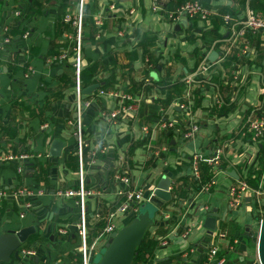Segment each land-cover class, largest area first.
<instances>
[{
    "label": "crops",
    "instance_id": "0c3cea01",
    "mask_svg": "<svg viewBox=\"0 0 264 264\" xmlns=\"http://www.w3.org/2000/svg\"><path fill=\"white\" fill-rule=\"evenodd\" d=\"M180 1L182 0H169L167 3L165 1L162 3L167 8H172ZM206 2L213 6H219V8L221 5L223 7L226 6L230 11L235 10L236 4L243 3L242 0H223V2L206 0ZM111 3H115V10H109L108 5ZM38 5L40 7L39 13ZM77 7V0H0V40L3 39L4 26H8L7 36L11 39L3 47L2 62L0 64V126L6 125L9 121H15L21 126L13 138L7 137L0 130V136L3 137L0 151L23 149L34 151L41 156L40 161L27 165L20 176L16 175L13 166L0 162V182L4 188L8 187L10 190L18 183L24 181L26 185H30L35 190L39 187L46 192L33 201L34 208L29 210L23 218L19 217L21 208L18 207L13 198L8 196L0 200V207L2 204L4 205V212L0 217V234L2 231L11 228L34 227V236L29 235L27 240L21 244V248L35 247L37 250L36 256L38 257V261L35 260V257H32L25 259L21 263L12 261L5 264H79L76 256L78 239L74 228L78 218L75 199L73 197L54 198L52 196V192L56 189H74L77 184L78 169L70 172L65 168V162L72 154L75 155L74 130L73 125L70 124L74 120V89L65 87L59 81L61 75L71 76L74 74L73 55L69 58L60 59V53L58 55L53 54L58 44H69L70 41H74V26L71 21H64V16L68 14L72 19L77 13ZM84 7L91 16L95 31L93 33L92 30V35H94L92 37V35L89 36L87 34L88 28L83 29L85 33L82 39L83 69L91 61L97 60L100 55L112 51L115 53L117 60V64L111 68L114 71L115 79L110 84L109 89L105 91L127 89L136 93L147 78L151 80V84L146 86L147 93L151 95L150 100H144L137 115H132V118L126 115L121 117L117 123L112 124L117 127L116 134L102 127L104 124L108 125V123L101 115L103 112L107 113L114 109L116 100L108 94L102 96H98V94L94 96L85 95L86 100L92 99L91 106L85 109L83 118V129L89 141V146L85 153L86 160L90 161L89 151L93 147H97L99 141L110 146L107 154L101 155L98 152L97 156H95V162L87 166L85 170L86 187L101 191L99 197H91L87 202V219L90 225L89 235L91 243L97 237L96 230L100 227L96 225L93 228L95 220L92 214L98 207L99 202L105 207L113 199L115 188L114 173L119 157L124 155L127 150L129 154L128 165L131 169L137 165L138 158L136 153L141 150L142 154L139 157L142 158L144 167L158 160L162 161L163 168L159 172L156 182L158 183L160 178L166 175L170 179L172 186L170 201L165 202L160 211L162 213L159 220L160 225L152 226L148 230L151 235L156 236L160 240V246L155 249L153 258L148 260L146 264H218L219 261H222L221 264H260L257 254V237L259 224L264 220L262 205L264 196L260 197V204L256 203L255 197H246L245 202H243L247 204L253 203L260 208L259 211H262V213L259 212L256 229H252L248 225L242 228L239 222L232 219L228 221L226 215L224 217L219 215L216 221V230L209 238V243L206 246L213 244L218 247L216 256L210 260L205 257V245L198 244L202 234L200 236L197 234L193 235L189 239L193 229L185 225L184 217L189 215L186 211L195 205L196 198L201 194L197 193V190L192 186V182L197 183L191 176L190 171L189 160L193 153L200 152L205 156H210L212 148L216 144H227L229 140H234L233 143H236V145H242L237 153H226L221 163V165L225 166L221 171L232 181L228 187V197L230 187L238 185V181L244 178V173H248L250 167L256 171L260 168V164L257 162L259 156L254 166L247 165L244 169L246 165H240L244 161V154L242 156L237 154L245 152L246 143L241 138H236V136L239 135L237 134L239 132V119L244 116L245 109L254 105L259 99L258 94L261 86L257 72L264 73V52L257 57L255 63H249V69L253 73L250 75L249 85L241 100L243 106L239 110L234 111L231 109L226 114L218 115L212 100L213 94L210 90L206 93L207 97L197 99L191 116L197 121L200 129L202 126H206L211 119H214V122H216V119H228L225 122L229 126H225L223 130L217 127L215 134L209 138L210 141L207 143L198 142L197 135L199 130L193 139H184L192 145V151L189 154L184 149L176 147L177 141L173 134L176 133L182 137L180 126H175V131L172 130L173 128H160L159 118H168L167 114L170 112L173 118L181 114L177 107L171 106L172 102L175 101L174 99L168 105H163L164 94H162V90L177 85L178 79L185 72L191 71L198 61L205 57L211 41L206 43L204 47L201 39H196V47L201 48L200 52L197 53L194 51L195 47L189 45L191 42L187 39V34L192 35L193 32L198 31V28L203 31L208 29L196 25L188 29V32L181 33L182 30H179V28L178 30L175 29V32H166L146 25V27H141L140 25L145 23L148 15L152 21L155 18L157 23L163 19H160L159 15L157 17L152 11V0H84ZM15 8L21 11L19 17L12 16ZM161 14V17H164V13ZM129 18H132V21L130 25H127ZM95 19H100L102 22L100 28L102 36L100 38H96L99 28L95 25ZM163 20L165 21V19ZM122 22L124 23V28L121 27ZM62 23L65 24L64 27L61 26ZM23 28L27 29L25 30L28 33L27 38L22 37L25 32L23 34L17 32L15 35H9L10 31L15 29L22 30ZM117 30H123L125 33L124 37L118 36ZM221 30L223 31V28L219 29V31ZM179 33L181 34L179 35ZM143 34L154 38L153 44L149 45L151 55H153L152 60L148 54H145L142 58L140 42ZM170 34L174 37L179 35L177 40L184 45L183 49L179 50L173 47L172 51L168 50L166 51L167 53L165 52L168 42L167 36ZM197 34L200 35L199 32L195 33L196 36ZM162 36L167 38L163 42L161 40ZM160 48L163 49L161 50L162 52L159 51ZM135 49L139 58L129 61L131 51ZM180 51L188 52L185 55H181L179 54ZM169 54H174L173 60L176 61L174 62L176 66L172 67L171 64H168L170 62ZM145 58L149 60L151 66H146ZM154 59L158 61L157 64L154 63L156 62ZM176 68L177 70H175ZM107 74V72L100 73L98 79L106 78ZM252 88L257 92L256 94L252 93L251 96L249 94L253 92ZM46 100H48L47 103H45ZM259 101L264 104V95ZM109 102L112 103L111 106H109ZM44 103L46 104L44 113L33 119L28 117L29 115L25 108L21 109L22 105L23 107L32 105L35 108V106L44 105ZM12 105L17 106L14 109ZM153 106L155 108H152ZM163 111L165 112L164 115H162ZM162 119L161 121H163ZM231 120L233 122H230ZM141 125L148 126V134L145 136L141 132ZM142 135L143 137L140 138ZM126 137L127 139L125 140ZM53 139L66 141V146L63 148L57 164L51 163L49 165L51 160L46 156H48V150ZM132 145H135V148L130 152ZM156 151H158V155H154ZM172 152H174L175 156L173 164L166 160ZM46 163H48V166L45 178L39 177L36 179V174L39 173L40 168L45 166ZM182 163H187L188 167L174 174L170 167L176 168ZM125 166L126 164H122L121 168ZM232 169L236 171L238 179L226 174V171ZM68 175H70L69 178H67ZM181 176L187 177V186H184L182 181L179 180ZM133 179L136 185L139 186L138 180L134 176ZM157 183L149 186L153 188ZM260 187H264V180L260 183ZM181 189L187 191V196L185 198H176L177 192L179 193ZM213 190L214 188L212 187L209 193L212 194ZM212 199L215 200L216 198ZM176 209L182 211L181 217L176 212ZM204 209L210 210L211 207L206 204L201 207V211ZM217 209L220 213L218 207ZM124 223L127 224L125 221ZM126 224H123V226ZM62 227L69 231L67 235L59 234L58 229ZM188 228L190 229L189 232H187ZM186 232V236H183ZM219 234H223V236ZM172 235L175 240H171L170 237ZM31 237L34 239H31ZM98 240L106 243L100 238ZM163 241H167V244H162Z\"/></svg>",
    "mask_w": 264,
    "mask_h": 264
},
{
    "label": "built area",
    "instance_id": "2783aa9c",
    "mask_svg": "<svg viewBox=\"0 0 264 264\" xmlns=\"http://www.w3.org/2000/svg\"><path fill=\"white\" fill-rule=\"evenodd\" d=\"M167 3L169 0H152V11L155 15L160 16V19H165L169 22L173 28L170 32H175V26H179V30H182L180 24V18H187L192 20L186 26V30L200 25L208 30H211L215 23L219 25V29L223 28L220 33L222 37L211 40L209 50L205 57L201 58L196 66L189 72H185L182 77L178 79V83L182 85L181 91L174 96L172 107L175 106L179 110L178 116L175 118H159V125L162 129L174 130L175 126L181 127V134L183 139H193L196 132L199 130L197 121L192 118V110L196 105L197 99L207 97L206 93L210 90L212 92V100L215 104L216 111L221 109L239 110L243 104H241L242 97L249 85L250 75L253 71L249 69V63H255L257 57L264 52V0H257L261 5L258 8H254L250 5V0H242L243 3L236 4L234 11L225 12L222 11L219 6L208 5L203 0H182L178 2L174 7L167 8L162 2ZM78 7L76 15L71 19L68 14L64 16V21H71L75 29V35L73 40L75 46L73 47L72 65L75 74V87L74 93V120L70 124L74 127V139H75V155L78 158V171H77V184L76 187L67 189H56L52 192L54 198L60 197H73L75 199V206L78 209V218L74 224L75 235L79 241L76 256L79 264H92V260L97 252L94 249L95 242L100 238L106 242L110 239L111 234L116 232L119 228L116 220H122L130 222L135 215L141 210V205L144 202H148L149 196L152 190L156 187L150 188V194L146 199L144 197L145 189L142 186L136 185L131 169L128 165V151L126 150L124 155L120 156L116 163V171L114 173V192L113 199L105 207L98 203V207L93 211L92 217L95 220L93 228L99 225V229L96 230L97 237L91 243L89 235V221H88V207L87 202L91 197H99L101 191L89 189L85 185V170L87 166L95 162V156L99 152L101 155H105L109 152L110 146L106 143L99 141L97 147H93L90 153V161L86 160V150L89 146V141L86 138V133L83 129V118L85 109L89 108L92 103V99L86 100L85 95L82 94L79 75L82 70V42H83V16L85 13L84 0H77ZM234 4V3H233ZM109 10H115V3L108 5ZM131 12H133L131 10ZM130 12V13H131ZM164 13V17H161ZM21 11L15 8L12 16L19 17ZM95 25L99 28L96 38L102 36L100 19H95ZM8 26H4L3 39L0 40V64L2 62V50L5 44L10 42V37L5 36L8 32ZM206 30V31H208ZM117 35L124 37L123 30H117ZM227 34V35H226ZM28 33L25 32L22 37L27 38ZM165 36L161 37L162 42L166 40ZM212 51H216L217 57L210 61L208 59L209 54ZM188 51H180L179 54L185 55ZM60 59L67 57V50L62 49L59 55ZM146 66H151V63L145 58ZM259 78L260 91L259 99L261 100L264 95V73L257 72ZM177 83V84H178ZM151 84L149 78L140 87L136 93L127 89L121 91H115L113 89L109 91L97 90L98 96L108 94L116 100L114 109L101 115L108 124H115L121 117L129 115H137L139 109L144 100L149 101L151 95L147 93L146 86ZM92 95V94H91ZM96 98V97H95ZM259 99L257 102L245 109V114L239 119V132L236 138L246 143V149H249L250 153H246L244 169L247 165L254 166L257 157L260 156L259 148L264 145V104ZM165 112L163 111L164 115ZM132 118V117H131ZM161 119L163 121H161ZM141 132L143 135L148 134V126L141 125ZM175 131V130H174ZM249 136V140L244 141L243 137ZM143 135L140 137L142 138ZM234 140H229L228 143L215 145L212 148L210 156H205L200 152H195L190 156V171L191 176L197 183H200V169L199 163L203 162L212 166L213 177L201 185L197 193H207L214 186L215 172L221 170V163L226 153H237L242 145H236ZM165 150V148H163ZM243 152L237 155L242 156ZM158 155V151L154 153ZM264 157V153L262 155ZM49 158L48 156H46ZM89 157V155H88ZM159 157V156H158ZM40 154L34 151L27 150H6L0 151V162H9L13 165L16 175L20 176L23 173L24 168L30 163L40 161ZM89 161V162H88ZM259 161V159H258ZM257 161V162H258ZM122 164H126L124 168H121ZM262 176L259 180V185L256 188L251 187L245 178L238 181V185H232L229 189V201L230 208H238L246 197H255L256 203L260 204V197L264 196V187H260V183L264 180V162L262 169ZM247 172L244 173V177H247ZM254 177V175H252ZM170 180V179H169ZM172 186L169 183L168 191L170 192ZM47 189V193H48ZM46 193L44 189L39 187L35 190L30 185L20 182L12 189L8 187L4 188L0 182V200L11 197L21 208L19 211V217L23 218L25 214L34 208L33 201L40 195ZM191 203V202H190ZM262 213V211H259ZM128 219V220H127ZM261 220V219H260ZM126 224V223H124ZM190 229L188 228L187 232ZM60 235H67L69 231L62 227L58 229ZM187 232L183 235L186 236ZM223 236V234H219ZM162 244H167V241H163ZM205 257L208 260L214 258L217 254L218 247L210 244L205 248ZM37 255L35 247L21 248L19 250L20 259L32 258ZM219 261L218 264H221ZM207 264V263H206Z\"/></svg>",
    "mask_w": 264,
    "mask_h": 264
},
{
    "label": "trees",
    "instance_id": "16d2710c",
    "mask_svg": "<svg viewBox=\"0 0 264 264\" xmlns=\"http://www.w3.org/2000/svg\"><path fill=\"white\" fill-rule=\"evenodd\" d=\"M203 2L205 4L210 5V3H207L206 0ZM250 5L254 8H258L261 5L258 3L257 0H250ZM63 7H65V5H63ZM38 13L40 12V7L38 5ZM220 9L222 11L225 12H229L230 10L226 7V6H220ZM83 29L88 28L89 31L87 34H89V36L92 35V30L93 33L95 31L94 29V24L91 22V16L90 14L87 13V10H85L84 16H83ZM215 25L211 30L208 31H203L202 29H197L200 35L197 34V36L195 35V33L193 32L192 35L187 34V39L191 42L194 43L196 41V39H201L203 46L205 47L206 43H208L209 41L215 39V38H219L222 37L220 31H219V25L217 24V22H214ZM67 25V24H66ZM61 26H65L64 23H62ZM69 26V25H68ZM27 28V27H26ZM26 28H23L22 30H12L9 32V35H15L17 34V32H19V34H23L25 32V30H27ZM7 35V33L5 34V36ZM85 35V33L82 31V36ZM94 35H92L93 37ZM153 36L150 35H142L141 36V52H142V58L145 54H148L151 58V60L153 59V55H151V51H150V44H153ZM75 46V42L74 41H70L69 44H58L56 46V50L55 52H53V54L58 55L60 53L61 49H67V57L69 58L72 54H73V47ZM201 50V48L195 47L194 51L199 53ZM36 54V53H35ZM138 53L137 50H133L131 51V55L129 56V61H134L136 59H138ZM154 61H156V59H154ZM154 63H158V61L154 62ZM117 64V60L115 57V53L112 51L106 52L102 55H100V57L97 60L91 61L89 63V65L86 68H82L80 75H79V79H80V85L81 88H84L86 86H89L91 84L94 83H101L100 87L98 89H95L92 92V96L97 94V90L101 89V90H108L110 84L113 82V80L115 79V74L114 71L111 70V68H113L115 65ZM131 67V66H130ZM103 72H107L108 76L104 79H98V75L100 73ZM59 81L62 82V84L70 89H74L75 87V76L74 74L71 76H67V75H61L59 77ZM43 84L45 85V83L43 82ZM150 88V87H149ZM182 89V85L181 84H177V85H173L170 87H167V89L162 90V94H164V98L162 99L163 105H168L171 100L173 99L174 95L178 94ZM51 90V89H49ZM53 93V92H51ZM48 100L45 101V103H47ZM44 103L38 106H35V108L32 107V105H28L27 107H23V105L21 106V109L25 108L26 111L28 112V117L30 119H33L37 116H40L42 113H44V111L46 110V104ZM17 106V105H16ZM15 105H12V108H16ZM228 112V109H221L219 111H216V113L218 115H222V114H226ZM19 128H21L19 123H16L15 121H9L6 125L4 126H0V130L3 131L7 137L13 138L17 131L19 130ZM3 137L0 136V146L2 143ZM127 139V137L125 138V140ZM243 140H249V136L246 134L245 137H243ZM5 142V141H4ZM135 148V145H132L130 147V152L133 151V149ZM259 152H260V156H259V161L258 164H260V168L258 171L253 170L252 167H250L248 169V174L247 177H244L246 182H248V184L251 187L256 188L258 185V182L260 180V176L262 173V168H263V162H264V157L262 156L264 153V145H262L259 148ZM149 164V163H148ZM46 166V167H45ZM41 167L39 170V173L36 174V179L37 178H45V173H46V168L48 166V163H46V165ZM188 167L187 163H182V165L173 168L170 167L172 172H174V174H177L179 171H183L185 168ZM224 165H221V168H224ZM65 168L67 170H69L70 172H74L77 171L78 169V158L76 155H71L69 157V159L65 162ZM199 169H200V183H196V182H192V186L195 188V190H199L201 185L205 184L206 182H209V180L213 177V170H212V166L207 165L206 163L200 162L199 163ZM254 174V177H252V175ZM179 180L182 181V183L184 184V186H187L188 184V179L187 177H183L181 176L179 178ZM182 188V187H181ZM187 196V191L185 189H181L179 191V193L177 192V197L176 198H185ZM4 212V205L2 204V206L0 207V217ZM34 236V234H31L30 236ZM33 237H31L32 239ZM34 239V238H33ZM160 240L154 236L151 235L149 231H147L143 238L142 241L140 243V245L136 248V254L135 257L132 261L131 264H146L148 262V260L152 259L154 256V251L155 249H157L160 246Z\"/></svg>",
    "mask_w": 264,
    "mask_h": 264
},
{
    "label": "water",
    "instance_id": "95a60500",
    "mask_svg": "<svg viewBox=\"0 0 264 264\" xmlns=\"http://www.w3.org/2000/svg\"><path fill=\"white\" fill-rule=\"evenodd\" d=\"M179 26L176 25L175 29L178 30ZM227 35V34H226ZM217 57L216 51H212L208 59L213 61ZM101 83H94L89 86L82 88L81 92L84 95H91L92 92L99 88ZM66 146V141L61 139H53L51 141L48 157L51 162L49 165L57 164L58 159L61 157L63 148ZM30 163L29 165H32ZM54 165V166H55ZM226 174L232 178L238 179V175L234 169L226 171ZM170 180L166 175H163L156 187L152 190H146L144 197L148 199L154 207L155 211H159L160 217L162 213V206L165 202L170 201L171 195L168 191ZM146 202L142 203L141 210L135 215V217L128 222V224L119 228L116 232L111 234L110 239L105 243V250L101 253V257L96 260L93 258L92 264H131L135 254L136 248L140 245L144 234L152 226L160 225V221L150 213L149 209H145ZM144 209V210H142ZM199 224L194 226L193 229L202 230L197 235H201V240L198 244L205 245L209 243L213 232L216 230V221L220 215L217 207H211L210 210L204 209L200 211ZM35 234L34 227L24 228H11L2 231L0 234V264L10 263L16 261L21 263L25 259H20L19 250L21 244L24 243L28 236ZM257 254L260 264H264V220L259 224V231L257 237ZM35 260L38 261V257L35 256ZM95 259V260H94Z\"/></svg>",
    "mask_w": 264,
    "mask_h": 264
},
{
    "label": "rangeland",
    "instance_id": "374dc122",
    "mask_svg": "<svg viewBox=\"0 0 264 264\" xmlns=\"http://www.w3.org/2000/svg\"><path fill=\"white\" fill-rule=\"evenodd\" d=\"M207 1H213V0H207ZM220 2L223 0H219ZM132 18H129L127 21V25L131 24ZM180 24L182 26V32L181 33H185L188 32V30H186V26L192 22V20H189L187 18H180ZM150 27V28H159V30L161 31H166L169 32L173 26H171V24L167 21H164L163 19L160 20V22H156V19L154 18L153 21L151 20V17L148 15V17L146 18L145 23L141 24V27H146V26ZM121 27L124 28V23L122 22ZM179 33V35L181 34ZM187 34V33H186ZM179 35L177 37H179ZM167 45L165 47V52L168 50H173V47H175L176 49H183L184 45L181 42H178L177 37H174L172 34L167 36ZM180 39V38H178ZM198 44V43H197ZM189 45H191L192 47H196L197 45L194 43H189ZM164 48V47H162ZM160 48V52H162ZM167 53V52H166ZM173 55L169 54V60L170 62H168V64H171V66H176V62L175 60H173ZM173 63V65H172ZM177 70V68L175 69ZM253 89V92H251L249 95L252 96V93H255L257 91ZM112 103L109 102V106H111ZM152 108H155V106H153ZM168 118L171 119L172 117V113H168L167 114ZM214 119H211L210 121L207 122L206 126H202L201 129L199 128V132L197 135V140L198 142L201 143H207L209 142V138L215 134V131L217 129V127L220 130H223L225 126H229V124H226L225 121H228V119H216V122L213 121ZM230 122H233V120H231ZM103 125V123H102ZM125 126V125H122ZM104 129H109L113 134H116V128L114 127L112 124H104L102 126ZM74 130V127H73ZM173 137L176 138L177 144L176 147L182 148L184 149L185 152L187 153H191L192 151V145L188 142H186V140H184L180 135L174 133ZM68 138H70V136H68ZM197 146V144H196ZM204 150V149H202ZM246 153H250L249 149H245ZM205 151V150H204ZM142 154L141 150H139L136 153V156L138 158V163L137 165H135L133 168H131L132 171V175L135 177L136 180H138V184L139 186H143L145 188V190H148L151 188V186H149L150 184H155L156 182V178L158 177L159 172L161 171L162 167V161L158 160L155 163L148 165L146 167L143 166V160L141 157H139V155ZM148 154V153H147ZM244 156L245 153L243 152ZM167 162L173 164L175 161V156H174V152H172L171 154L168 155L167 157ZM11 166H13L11 163L9 162H5ZM135 164V163H134ZM246 165V160L244 157V161L240 164V165ZM156 167V169H155ZM70 175L67 176V178H69ZM214 179H215V185L213 186L214 190L211 193H201L195 200V205L192 208H189L186 212H188L189 215L184 217V221H185V225H188L189 227H191L192 229L194 228L195 225H197L199 223V219H200V214H201V207L208 204L210 207L213 206H217L219 208L220 211V215L221 217H224V215H226V218L228 221L235 220L236 222H239V225H242V228L245 225L250 226L252 229H256L257 228V221H258V215H259V210L260 208L257 205H254L253 203L251 204H247V203H243L241 206H239L237 209L232 210L231 208H229L228 206V201H229V197H228V187L231 184V180L230 178H228L221 170H218L217 172H215L214 175ZM149 186V187H148ZM227 195V196H226ZM212 198H216L215 200ZM221 203H223V205H221ZM263 205V211H264V203ZM198 207V209H196ZM145 209H149L150 213L153 214L155 216V218H157L158 220H160V214L159 211H155V207L150 203V202H146V206ZM192 209V210H191ZM144 210V209H142ZM176 212L179 213L180 217L182 214V211H178L176 209ZM128 220V219H127ZM116 223L118 225V228L123 227V221L122 220H116ZM193 224V225H192ZM202 232V230H195L193 229L191 232V235L189 237V239H191V237L193 235H196L198 233ZM175 235V234H173ZM171 236V240H175L174 236ZM78 241V240H77ZM106 241V240H104ZM79 243V241H78ZM104 242H100V240L96 241L95 244V251L97 252V254L94 256V258L96 260H98L101 257V253H103V251L105 250V243L104 245H102ZM94 259V260H95ZM4 264V263H2Z\"/></svg>",
    "mask_w": 264,
    "mask_h": 264
}]
</instances>
